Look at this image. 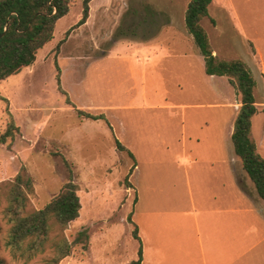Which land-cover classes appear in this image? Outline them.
Listing matches in <instances>:
<instances>
[{
	"label": "rangeland",
	"instance_id": "374dc122",
	"mask_svg": "<svg viewBox=\"0 0 264 264\" xmlns=\"http://www.w3.org/2000/svg\"><path fill=\"white\" fill-rule=\"evenodd\" d=\"M235 1L245 33L257 39L264 23V0ZM187 2L91 0L87 23L66 37L82 12V0H73L34 63L0 80V137L11 121L16 127L13 136L0 140V260L5 264H46L54 256L48 246L25 262L14 258L6 246L11 227L5 216L7 193L22 166L33 179L30 211L43 208L67 180L64 159L79 185L80 216L51 236H64L72 242L81 229L89 227V246L75 245L59 264H127L137 257L139 247L132 236L137 223L127 219L135 198L141 201L136 217L140 220L143 206L152 203L158 186L162 203L166 192H172L165 185L171 182L172 170L182 167L179 157L184 149L188 153L213 151L211 146L190 140L195 133L217 136L218 144L212 146L225 152L224 137L234 127L233 100L238 112L240 95L230 91L224 76L205 73L202 56L185 30ZM244 7L250 11L244 12ZM209 15L217 25L207 18L201 23L212 49L222 59L247 61L250 41L229 25L228 16L214 8ZM165 42H170L167 57L154 70L148 69L151 46ZM56 66L72 103L87 112L105 114L112 128L104 120L78 116L65 102L57 89ZM260 119L261 114L255 116L254 136L263 151ZM115 139L133 157L117 150ZM238 161L241 165L239 157ZM134 163L131 187H127L125 178ZM262 225L264 230V222Z\"/></svg>",
	"mask_w": 264,
	"mask_h": 264
},
{
	"label": "crops",
	"instance_id": "0c3cea01",
	"mask_svg": "<svg viewBox=\"0 0 264 264\" xmlns=\"http://www.w3.org/2000/svg\"><path fill=\"white\" fill-rule=\"evenodd\" d=\"M235 2L212 0L209 12L214 8L216 12L228 16L229 25L244 40L250 41V58L243 61L249 65L256 80L254 95L258 108L252 118L251 133L258 152L264 157V149H259L254 136L255 116L261 114L260 133L264 138V23L259 26L261 36L249 38L240 22L241 11ZM244 9V12L250 11L246 7ZM212 18L215 20L213 26H216L217 20ZM169 27L174 28L172 23ZM169 44L151 46L152 65L148 69L154 70L157 62L167 57L164 55L168 54ZM196 50L199 53L197 47ZM213 51L215 55H220L217 49ZM229 85L230 91L236 94L235 88ZM235 101L234 117L238 109ZM231 133L232 129L224 137L225 152L216 151L212 146L218 144L215 135L203 137L195 133L190 136L189 139L196 145L211 146L213 151L188 153L184 149L179 157L182 167L172 170L171 182L165 185V189L170 188L172 192H166L162 203L158 194L161 188L158 186L152 203L148 207L143 206L140 220L136 217L141 201L138 196L135 198L131 215L132 221L137 223L141 240V264H264V200L253 187L254 183L248 181L242 163L240 165L238 161ZM185 139L184 135V147Z\"/></svg>",
	"mask_w": 264,
	"mask_h": 264
},
{
	"label": "trees",
	"instance_id": "16d2710c",
	"mask_svg": "<svg viewBox=\"0 0 264 264\" xmlns=\"http://www.w3.org/2000/svg\"><path fill=\"white\" fill-rule=\"evenodd\" d=\"M73 0H0V80L15 75L24 67L30 66L36 60L37 53L54 37V29L59 19L68 14ZM91 0H82V12L78 22L66 32L86 23L89 16ZM212 0H188L184 24L187 32L204 61V71L207 75L225 76L228 82L240 95L241 106L234 119L231 141L235 153L240 158L243 170L254 183L260 198L264 200V157L258 152L252 136V118L258 112L254 89L256 80L249 65L240 58L222 59L214 54L209 36L202 26L204 18L214 24L215 20L209 15ZM61 40L56 46L59 49ZM57 67V66H56ZM57 89L65 96V102L72 106L78 116L91 120H104L110 128L105 114H93L77 108L70 100L67 92L61 86L60 69L57 67ZM264 112V108L262 109ZM16 128L10 122L0 140L13 136L12 129ZM116 149H129L115 139ZM68 167V178L59 192L41 209L28 210L29 196L33 193V179L24 166L9 183L5 216L11 223L6 246L14 258L30 261L39 253L45 252L48 246L54 250V256L46 264H59L71 254L75 245L81 244L83 249L89 246V227H84L69 242L64 236L55 237V230L62 231L68 224L80 216L81 200L78 194L79 185L74 181L72 169ZM136 164L134 163L125 178L127 187L129 176ZM133 223L131 213L127 217ZM132 236L139 242L137 258L128 264H141L143 250L134 224ZM0 264H5L0 260Z\"/></svg>",
	"mask_w": 264,
	"mask_h": 264
}]
</instances>
